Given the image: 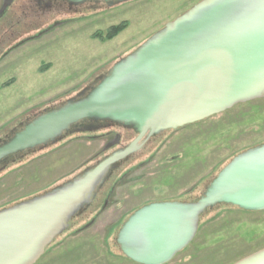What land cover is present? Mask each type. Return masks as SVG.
Wrapping results in <instances>:
<instances>
[{
	"label": "water",
	"instance_id": "obj_1",
	"mask_svg": "<svg viewBox=\"0 0 264 264\" xmlns=\"http://www.w3.org/2000/svg\"><path fill=\"white\" fill-rule=\"evenodd\" d=\"M64 1L72 9L92 0ZM105 1L113 9L134 0ZM262 99L264 0L200 1L93 85L34 113L10 132L11 137L0 139L1 174L10 158L50 150L71 136L109 127L137 135L69 180L0 209V264H37L92 207L108 178L151 138ZM84 122L92 125L75 129ZM221 205L264 212V143L233 157L197 201L152 202L134 211L115 243L135 264H169L195 240L201 217ZM233 264H264V248Z\"/></svg>",
	"mask_w": 264,
	"mask_h": 264
},
{
	"label": "rangeland",
	"instance_id": "obj_2",
	"mask_svg": "<svg viewBox=\"0 0 264 264\" xmlns=\"http://www.w3.org/2000/svg\"><path fill=\"white\" fill-rule=\"evenodd\" d=\"M200 1L134 0L106 14L65 25L12 52L0 62V139L34 113L93 85L117 61ZM123 22L128 28L114 40L93 39L95 33ZM10 81L13 85L4 87ZM173 132L166 134V145L150 163L126 178L104 210L96 216L103 205L96 203L37 264H135L115 245L123 223L149 202L200 197L235 155L263 144L264 99ZM87 136H71L50 150L8 166L0 174V207L45 192L93 165L102 141L92 142ZM92 220L90 228L79 231ZM262 248L264 212L225 207L205 218L192 244L169 264H233Z\"/></svg>",
	"mask_w": 264,
	"mask_h": 264
},
{
	"label": "flooded vegetation",
	"instance_id": "obj_3",
	"mask_svg": "<svg viewBox=\"0 0 264 264\" xmlns=\"http://www.w3.org/2000/svg\"><path fill=\"white\" fill-rule=\"evenodd\" d=\"M9 2H11V0H0V12L5 4H10ZM111 10L113 9H108L105 0H92L83 6L74 7L72 9L69 8L64 0H12L7 10L0 16V62L4 61L12 52L17 51L23 46L40 41L54 34L58 28H62L65 25L75 21L77 22L83 18L87 19L95 15L106 14ZM27 119L23 122L25 123ZM90 125H92L90 122H84L76 126L75 129L85 128ZM99 126H104V124H100ZM19 128L18 126L15 129L19 130ZM172 132L173 131L166 132L151 138L135 156L128 162L122 164L121 167L108 178L105 185L98 191L97 197L92 205L95 206L96 203H98V205L103 204L96 216L105 206L107 207L109 205L110 199L115 195L117 189L125 183L126 178L131 176V173L136 168L147 165L154 159L168 141L167 138H165L166 134L168 135V133ZM97 133L98 134L95 135H80V137L89 135L86 138L92 142L102 141V147L96 153L95 156L97 158L93 165L114 151L126 147L137 138V135L133 131H127L118 127L103 128ZM9 137H11V134L5 136L4 139H8ZM144 155L145 158L143 160L142 157H144ZM140 158L141 160L137 163L136 161ZM100 197H104L103 203H101Z\"/></svg>",
	"mask_w": 264,
	"mask_h": 264
},
{
	"label": "trees",
	"instance_id": "obj_4",
	"mask_svg": "<svg viewBox=\"0 0 264 264\" xmlns=\"http://www.w3.org/2000/svg\"><path fill=\"white\" fill-rule=\"evenodd\" d=\"M128 28V23H126V22H123V23H121V24H119V25H117V26H113V27H111V28H109L106 32H97V33H95L94 35H93V39H96V40H99V41H101V42H103V43H105V42H108V41H112V40H114L116 37H118L121 33H123L126 29ZM48 68H50V66H47V67H44V68H42L41 70H40V72H42V73H44ZM13 81H10V82H8L7 84H5L4 85V87H10L11 85H13ZM239 154V153H238ZM236 156V155H235ZM234 156V157H235ZM16 160V162L15 163H17V162H19L20 160H21V158H10L8 161H7V165L8 166H10V165H12V164H15L14 163V161L13 160ZM233 159V158H232ZM231 161V160H230ZM229 161V162H230ZM8 168V167H7ZM213 180V179H212ZM200 197H189V198H187L186 200H184V201H187V202H195V201H197L198 199H199ZM93 207H95V206H92L90 209H92ZM225 207H230V206H225V205H221V206H217L214 210H212V211H207L202 217H201V221H200V225H199V231H200V229H201V227L203 226V224H204V220H205V218L208 216V215H210L211 213H213V212H216V211H219L220 209H222V208H225ZM232 208H234V207H232ZM89 209V210H90ZM235 209H237V208H235ZM88 210V211H89ZM239 210V209H238ZM86 214V213H85ZM84 214V215H85ZM77 220V219H76ZM76 220H74L72 223H71V227L72 226H74V222L76 221ZM70 227V228H71ZM115 245H116V243H115ZM117 246V245H116ZM51 248V247H50ZM49 248V249H50ZM117 248H119L118 246H117ZM48 249V250H49ZM47 250V251H48ZM122 255V254H121ZM123 256V255H122ZM124 257V256H123Z\"/></svg>",
	"mask_w": 264,
	"mask_h": 264
},
{
	"label": "crops",
	"instance_id": "obj_5",
	"mask_svg": "<svg viewBox=\"0 0 264 264\" xmlns=\"http://www.w3.org/2000/svg\"><path fill=\"white\" fill-rule=\"evenodd\" d=\"M38 192V191H37ZM44 192V191H43ZM43 192H41V193H43ZM41 193H39V194H41ZM34 194H36V192L35 193H32V197H33V195ZM31 196V195H30ZM35 196V195H34ZM29 198H31V197H29ZM26 199H28L27 197H20V198H18V199H15L11 204H9V205H12V204H15V203H17V202H20V201H23V200H26ZM9 205H6V206H4V207H7V206H9ZM4 207H0V209H2V208H4Z\"/></svg>",
	"mask_w": 264,
	"mask_h": 264
}]
</instances>
